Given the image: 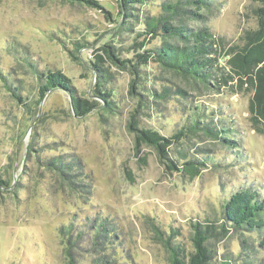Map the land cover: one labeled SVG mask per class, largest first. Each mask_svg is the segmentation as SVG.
<instances>
[{
	"label": "rangeland",
	"instance_id": "rangeland-1",
	"mask_svg": "<svg viewBox=\"0 0 264 264\" xmlns=\"http://www.w3.org/2000/svg\"><path fill=\"white\" fill-rule=\"evenodd\" d=\"M97 1L101 8L67 0H0V178L7 184L0 185V264H67L61 227L71 218L83 222L96 215L115 227L117 240L105 253L114 251L110 264H172L155 226L164 238L175 234L188 261L195 252L192 225L220 220L223 197L241 188L264 197V118L250 111L254 87L231 63L247 33L258 28V4L207 0L202 17H176L175 23L197 30L205 26L212 34L214 52L207 57L213 78L206 87L164 68L154 54L137 65L141 78L133 75L136 56L160 45L161 38H138L142 25L134 17L129 30H121L118 0ZM164 1L144 0L133 13L156 14ZM105 45L114 47L118 59L128 60L127 67L108 58ZM97 60L110 74L100 90L112 102L109 111L95 93L92 65ZM47 70L60 71L75 95L99 104L79 117L62 88H51L39 99V73ZM134 78L141 85L130 87ZM163 88L171 90L164 100L150 90ZM196 118L214 119L220 129L226 124L230 142L203 130L186 131ZM146 131L160 136L163 153L158 144L137 138ZM64 153L83 163V192L42 164L43 158ZM207 155L211 163H190L194 175L186 171L185 160ZM242 241L250 250H241ZM208 243L219 259L231 252L236 264H264V226L230 229ZM91 250L82 247L78 264H92L100 256Z\"/></svg>",
	"mask_w": 264,
	"mask_h": 264
},
{
	"label": "trees",
	"instance_id": "trees-1",
	"mask_svg": "<svg viewBox=\"0 0 264 264\" xmlns=\"http://www.w3.org/2000/svg\"><path fill=\"white\" fill-rule=\"evenodd\" d=\"M67 1L85 3L90 6L101 8L97 0ZM253 1L258 4L254 9L258 28L251 33H247L245 45L238 50L231 63L240 68V74H242L240 77H245L247 82L254 87V96L250 101V111L252 114L264 118V0ZM143 2L144 0H118L120 14L124 17L120 27L121 30H129L130 18L134 17L137 23L142 25V29L137 30L138 38L148 34L160 36L161 38L160 45L154 46L136 56L137 61L133 66L134 69H130L133 75H140L139 77L141 78L142 71L137 65H142V63L145 64L148 56L154 54L164 68L176 72L183 77L191 78L207 87L209 81L213 78V71L210 70L211 57H207L210 52H214L212 49L214 39L211 32H209L208 28L205 26L197 30L192 29L186 24L174 22L176 17L183 19L184 15L185 17L191 18L202 17L203 15H201L199 11L202 8H206V10L209 9L207 0H166L158 5L160 11L156 14L139 17L138 14L133 13V10L136 9L135 4H142ZM184 5L193 6L194 8H188ZM77 45L82 47L80 44ZM103 50L108 55V58L112 59L118 66L127 67L125 62H128V60L118 59L113 46L105 45ZM92 66L97 73L95 93L99 94L103 99L106 111H109L112 102L107 99V94L104 92L101 93L100 90L101 88L103 91L105 90L104 88L106 83L109 82L110 74L98 64V60ZM139 77L137 76V78ZM39 78V99H42L44 94L51 88H62L71 95V107L76 116L82 117L86 115L99 104L95 100L89 101L86 98L75 95L69 79L58 70L41 72L39 73ZM2 79L5 82V77H2ZM137 80L138 79L134 78L130 87L141 85L140 82V84H134ZM5 84L8 89H10L6 82ZM142 90H144V88H142ZM150 90L154 97L161 100L169 98V94L171 93V90L167 88H163L162 91ZM176 92L184 94V91L181 89H177ZM13 93L14 97L19 102L24 103L20 94L17 92ZM24 105L29 106L26 103H24ZM189 111L190 114L188 118L192 115V110L189 109ZM256 117L254 115V121ZM188 126L186 131L191 133H196L198 132L197 130H203V132L212 136L214 139L230 142L226 134L230 132L231 129L226 124H223L220 129L217 122H214V119L206 122L204 119L198 118L195 123L188 124ZM177 134L180 133L177 132ZM137 138L154 144L157 147L160 136L156 132L146 131L143 133V136L138 135ZM158 149L163 153L159 144ZM180 155L183 159H187L185 153H180ZM71 157L72 155L65 153L58 157H47L43 158L42 164L55 172L59 179L68 187L74 189L80 188L81 190L78 191L83 192L81 183L86 178L84 177L86 176V172L83 171V163L78 157L74 159ZM211 157V155H207L203 159H200L198 156L197 158L192 157L189 161L185 160L183 165H189L190 167L188 166L186 171L194 175L192 173L194 169L191 168L192 166L190 163H197L205 166L211 163ZM169 161L172 162L171 159H169ZM0 185L6 186V181L0 178ZM263 214L264 197L261 198L257 193L249 189L246 190L241 188L230 192L225 198L223 197L220 203V220L195 222L192 225L194 229L192 242L195 252L189 254L188 261H185L184 248L175 240V234L172 233L170 238H164L165 235L163 231L157 226H155V232L160 241L170 249V260L172 264H236L234 263V257L236 256L231 252L222 254L220 259L217 258L216 251H212L209 247L211 243L209 244L208 241L211 238L217 239L220 235L229 232L230 229L236 231L259 230L264 226ZM77 220L71 218L69 221L70 223L60 229V234L66 239L64 251L68 259L67 264H78V259L81 256L79 251L86 245L89 246L90 250L92 246L95 247V249L91 250L95 252L94 254L101 253L100 256L97 255L93 258L92 264L112 263V260H115L114 251L109 255L105 253L108 248H112L117 240L115 227H109L106 219L103 220L102 217L97 215L91 216L90 218L86 217L83 222H78ZM172 238L174 240H172ZM246 244V241L241 242L242 251L249 249L248 246L245 247ZM245 263L250 264L248 261Z\"/></svg>",
	"mask_w": 264,
	"mask_h": 264
}]
</instances>
